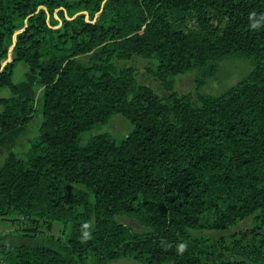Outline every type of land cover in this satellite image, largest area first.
I'll list each match as a JSON object with an SVG mask.
<instances>
[{"label": "trees", "instance_id": "1", "mask_svg": "<svg viewBox=\"0 0 264 264\" xmlns=\"http://www.w3.org/2000/svg\"><path fill=\"white\" fill-rule=\"evenodd\" d=\"M133 56L168 96L118 70ZM231 57L251 72L199 92ZM18 62L39 77L43 123L0 166V225L15 229L0 234V264H264V0H0V91L14 93L0 99V137L36 111L12 82ZM192 71L197 98L175 92ZM116 113L127 137L83 141ZM250 217L218 251L194 235Z\"/></svg>", "mask_w": 264, "mask_h": 264}, {"label": "rangeland", "instance_id": "2", "mask_svg": "<svg viewBox=\"0 0 264 264\" xmlns=\"http://www.w3.org/2000/svg\"><path fill=\"white\" fill-rule=\"evenodd\" d=\"M77 1V0H70ZM175 23L176 27L185 28L192 26L191 17H186L184 20H178ZM12 59V56H11ZM86 61V58L82 59ZM118 70L132 69L133 75L139 84L151 87L159 96L165 97L169 93L164 90L161 84L148 72V68L152 63L143 58L133 56L131 59H116L114 61ZM252 70V63L248 59L238 57H231L225 59L218 70V72L211 78H205L206 84L201 87L199 92L218 95L225 92L231 86L237 84L241 79L246 77ZM175 92L178 94L192 93L194 98H197V83L196 73L194 71L180 74L176 78ZM13 84L19 89L20 94L24 97L34 99L36 111L32 120L26 124L20 125L14 130L6 132L0 137V166H2L11 153L22 155L27 152L30 146V141L37 138L40 134L41 125L43 123V109H44V91L39 84V77L33 74L30 67L24 62H18L14 68L12 75ZM14 93L11 87L5 86L0 91V99L12 98ZM3 112V106L0 104V113ZM133 124L122 114L116 113L109 123L105 125H97L92 131L82 135L83 141H86L90 136L97 134H109L117 142H121L133 130ZM118 222L125 223L132 226L136 231L143 232L145 229L138 225L135 220L130 217L122 216L116 218ZM255 225L253 217L244 221H238L227 230H215L205 228L203 230L195 231L194 235L205 242L204 248L209 251H218L216 249L222 242L228 244L231 236L244 232ZM11 226L1 224L0 234L9 233ZM61 224H53L51 233L54 236L61 235ZM116 264H143L132 258H123Z\"/></svg>", "mask_w": 264, "mask_h": 264}, {"label": "water", "instance_id": "3", "mask_svg": "<svg viewBox=\"0 0 264 264\" xmlns=\"http://www.w3.org/2000/svg\"><path fill=\"white\" fill-rule=\"evenodd\" d=\"M14 46V45H13ZM13 48V47H12ZM12 61V59H11V57L6 61V63H8V62H11Z\"/></svg>", "mask_w": 264, "mask_h": 264}]
</instances>
